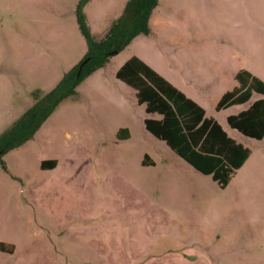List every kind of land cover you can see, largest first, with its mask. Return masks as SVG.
I'll return each mask as SVG.
<instances>
[{"label": "rangeland", "instance_id": "obj_1", "mask_svg": "<svg viewBox=\"0 0 264 264\" xmlns=\"http://www.w3.org/2000/svg\"><path fill=\"white\" fill-rule=\"evenodd\" d=\"M79 1L0 0V134L33 104L36 91L45 94L52 90L85 57L87 44L76 14ZM126 1L86 2L83 13L96 40L119 16ZM178 1L157 0L151 15L159 22L149 33L134 37L108 56L101 67L79 82L75 93L56 107L31 139L3 155L0 244L15 243L17 250L12 258L0 250V264H188L176 253L139 263L101 259L95 251L100 243L98 228L91 231L92 239L69 241L68 229L52 226L48 230L39 219L41 210L52 219L59 210L86 206L138 208L135 221H150L156 228L168 226L164 208H187L185 231L196 219L191 208L203 209L205 215L207 209L215 208L219 220L207 238L209 245H217L219 256L213 264H264L259 186L243 203L232 197L228 183L221 188L194 172L163 142L144 131L140 123L141 116H146L143 106L135 103L134 90L115 78L121 64L136 56L177 88L190 94L198 91L206 114L222 124L226 113L237 109L214 110L221 94L236 85L232 73L244 66L264 79V14L251 22L248 52L241 37L242 19L197 14L196 6L179 8ZM191 33L204 37L202 59H215L218 64L212 72L201 69L198 74L202 79L184 87L181 78L190 70L180 62V48ZM205 49L224 54L226 62L207 50L204 53ZM259 97L264 94L253 93L247 103ZM120 124L129 125L126 140L115 137L113 130ZM227 131L242 143L258 142L229 128ZM143 153L151 165L140 163ZM46 157L58 160L53 178L40 166ZM244 207L250 209L248 213H242ZM201 223L204 226L205 221ZM183 226L178 223L175 230L184 244L192 245L190 233L181 236ZM157 232L147 229L139 241L155 239ZM195 264L210 262L200 257Z\"/></svg>", "mask_w": 264, "mask_h": 264}, {"label": "trees", "instance_id": "obj_2", "mask_svg": "<svg viewBox=\"0 0 264 264\" xmlns=\"http://www.w3.org/2000/svg\"><path fill=\"white\" fill-rule=\"evenodd\" d=\"M88 0H80L76 14L79 28L86 40L85 57L66 72L49 92L34 93L35 101L24 113L0 134V162L4 154L31 139L44 121L67 97L75 93L82 79L101 67L108 56L126 46L133 37L149 32V17L157 0H127L121 13L96 40L83 13ZM80 70V71H79ZM79 71V72H78ZM115 78L134 90L137 104L146 113H156L159 119L145 118L144 128L197 171L209 175L221 188L225 187L235 170L247 157L249 150L235 143L220 125L204 110L136 56H130L115 72ZM237 86L224 92L215 109L247 102L253 92L264 94V82L247 70L234 75ZM228 126L244 136L260 139L264 135V98L226 117ZM125 129L116 137L125 138ZM142 163L145 164L143 158ZM55 160L42 161L41 168H53ZM1 248V244H0Z\"/></svg>", "mask_w": 264, "mask_h": 264}, {"label": "crops", "instance_id": "obj_3", "mask_svg": "<svg viewBox=\"0 0 264 264\" xmlns=\"http://www.w3.org/2000/svg\"><path fill=\"white\" fill-rule=\"evenodd\" d=\"M167 1L170 2V0ZM178 3L180 5L179 8L185 6L186 7L196 6L198 10L197 14H203L207 16L214 14L222 16L227 14L233 16L234 19H242L244 22V30L241 33L242 35L241 37L243 38V44L246 50L248 52H251V38H252V32L250 28L251 22L256 21V19H260L264 14V10L262 9V7L264 6V0H179ZM170 5L173 7L172 4ZM172 13L173 12H170V14ZM180 14H183V12H181ZM181 16L182 19H184L183 18L184 15ZM157 19H158L157 17L152 16L150 14L149 22H148L149 30L150 27H154L159 22V20ZM189 38H190L189 41L187 40V38L181 41L183 45L180 48V62L183 63L185 69L190 70V74H187V76L185 75L181 78L182 85L184 87L191 85V83L196 84V80L199 81L202 79V76L198 74V72H200L201 69L210 70L212 72L217 69L216 65L218 64V62L215 61V59H209L208 61L202 59L204 48L201 47V44H203L202 42V39L204 38L203 36L198 35L197 33H191ZM206 50L209 52V54H214L216 56L223 57V61L226 62L225 59L226 56L224 54L222 55V53L220 52L216 53V50L213 49H205L204 53L206 52ZM216 58L219 59V57ZM222 69L225 68L223 67ZM241 69L247 70L252 75L256 76L257 78H259L264 82V79L262 78L261 75L251 72L249 68L244 66H240L237 70H235L232 73L233 78L236 72ZM164 79L167 82H169L172 86H174L176 89H178L186 98L190 99L195 104L200 106L204 110V115L206 117L213 118L220 125L222 130L225 131L227 136L233 139L235 143H239L242 147H245L249 150L247 157L243 160L241 165L235 170L234 174L230 177L228 184L229 186H232L231 189L232 197L235 198V200L238 199L241 202L243 201V203H246L247 199L251 198V195H253V193L257 191L256 187L258 185L259 186L258 190L260 193L259 208L261 213L264 214V135L260 139L244 136L241 133H239L236 129L228 126L226 122V117L228 115L237 114L239 111L246 109L252 101L259 99L260 97L253 99L252 101H250V103L245 102L242 104L231 105V106H236L237 109L234 112L226 113L225 124H222L215 117L211 115L208 116L206 114L204 106H202L199 102L200 98L198 95L199 93L198 91H196V94L187 93L185 90H181L180 88H177L174 82L166 78ZM235 86H237V81H236V85H234L233 87ZM253 93L251 94V96L253 95ZM134 101L137 104L135 95H134ZM137 105H142V104H137ZM215 105H214V110L218 111L215 109ZM221 109H225V108H221ZM144 113L146 116H141L140 123L144 131L150 134L144 128L143 120L145 118L159 119L160 115L156 113H146L145 111ZM227 128L237 132L239 135L243 137H247L250 140L258 141V142L251 144H249L248 142L242 143L236 138L235 135H233V133L229 134ZM119 129H125V132H121V133L126 135L125 138L119 140L128 139L129 125L120 124L115 126L113 130L115 137ZM150 135L156 140L163 142L164 145L173 154L181 158L173 150H171L163 140L154 137L152 134ZM143 158L145 160V164L142 163ZM143 158L140 162L142 165H151L153 163L148 158L146 153H143ZM51 160H55L56 165L53 168H42V169L47 170L46 172H48V174L50 175L49 177L53 178L54 175L51 174L52 172H55L58 166V160L54 157H46L41 161L47 162ZM183 161L188 166H190L185 160ZM253 166L256 167L253 168ZM190 167L194 170V172H197L199 174H202L203 176H207L210 178L209 175L197 171L192 166ZM186 210L187 208H183V207L164 208L165 211L164 213L169 223L168 226L160 227V228H156V225L154 223H149L150 221L143 223L136 222L135 221L136 217H134V215L139 214L140 211L138 208H134V207L128 208L126 210L119 207L98 208L93 206H88V207L86 206L84 208H69V209L59 210V212L58 213L56 212V214L53 213L54 217L52 219L48 218V216L46 217L43 210L38 212H39V219L47 226L48 230H50L52 226L53 227L63 226L65 229H68V232H70V237H71L69 241L71 240L74 241V239H77V237L84 238L86 240L92 239L91 231L93 229L98 228L99 232L101 231L99 237L100 243L98 244V249H96L95 251L96 254L99 256V258L101 259L102 258L110 259L114 262L126 261V262L139 263V262L159 260L164 255L176 253V254H181L179 256L180 261L188 264H195V261L200 257L207 258L210 264H213L218 260V256H219L216 249L217 245L214 244L209 245L207 238L209 235H212L213 231L215 230L216 223L219 220V217L217 216L219 212L216 211L215 208H211L210 210L209 209L206 210L209 212H207V214L205 215L204 214L205 212L203 213V209H200L198 207L191 208L190 210H192L193 213L196 212V214L198 215L195 214L196 219H194L193 221L194 222L193 227L188 228L185 231L184 230L185 226H183L184 225L183 223H185L186 221L185 220L186 217L184 216ZM199 210L202 211L199 212ZM248 210L250 209H246V207H244L242 208V213L244 214L248 213L247 212ZM203 220L205 221L204 226L201 223V221ZM110 223H111V227L108 226ZM178 223L181 227L183 226V228H181L182 229L181 236L187 235L189 233L191 234V240L193 241L192 243L193 246L184 244L180 236H178L179 233L175 230V227H177ZM147 229H150L154 232H157L158 229L157 237L155 238V239L158 238L157 242L152 237H149L144 241L143 244H141V241H139L141 232H144ZM0 250L8 255L7 258H12V255L13 256L16 255L15 251L17 250V245L15 243H7V244L1 243Z\"/></svg>", "mask_w": 264, "mask_h": 264}, {"label": "water", "instance_id": "obj_4", "mask_svg": "<svg viewBox=\"0 0 264 264\" xmlns=\"http://www.w3.org/2000/svg\"><path fill=\"white\" fill-rule=\"evenodd\" d=\"M79 71H80V70H79ZM79 71H78V72H79Z\"/></svg>", "mask_w": 264, "mask_h": 264}]
</instances>
